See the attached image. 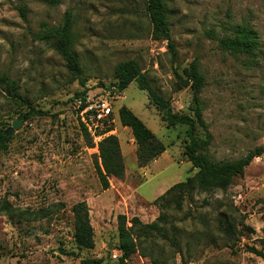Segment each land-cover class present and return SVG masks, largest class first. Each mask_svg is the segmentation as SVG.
Masks as SVG:
<instances>
[{
  "label": "rangeland",
  "instance_id": "obj_1",
  "mask_svg": "<svg viewBox=\"0 0 264 264\" xmlns=\"http://www.w3.org/2000/svg\"><path fill=\"white\" fill-rule=\"evenodd\" d=\"M163 2L173 54L166 41L152 39L146 0H60L53 7L41 0H0V75L15 80L29 103L11 100L0 87V132L21 122L0 150V204L10 206L9 215L0 211V264H79L82 258L117 264L116 216L154 221L161 212L152 202L196 172L183 154L186 126H167L147 93L132 82L113 104L111 135L119 140L124 175L101 189L94 169L97 149L86 147L76 117L75 94L83 87L55 51V40L42 37L66 16L86 88L112 84L116 64L135 60L173 113L192 116L191 88L176 76L185 78L182 70L195 63L211 137L207 150L198 153L218 162L264 147V0ZM239 26L257 35L252 54L219 47ZM122 106L165 146L144 167L137 164L130 130L119 122ZM195 136L204 139L205 132L197 127ZM80 201L93 228L89 250H78L72 238L71 207ZM162 214L167 220L159 224V234L134 232L138 251L126 264H264L250 251L264 254V154L226 189L193 193L179 210L170 207Z\"/></svg>",
  "mask_w": 264,
  "mask_h": 264
},
{
  "label": "trees",
  "instance_id": "obj_2",
  "mask_svg": "<svg viewBox=\"0 0 264 264\" xmlns=\"http://www.w3.org/2000/svg\"><path fill=\"white\" fill-rule=\"evenodd\" d=\"M49 6H57L60 0H41ZM146 10L152 26L151 37L153 40L166 41L167 49L174 53L173 43L170 38V28L168 22L167 7L163 0H146ZM44 39H54V49L64 62L66 69L79 79L82 90L75 94V98L82 96L86 92L84 80L81 78V68L77 57L71 48V21L65 17L63 24L58 28L45 29ZM257 35L249 27L239 26L233 38H222L219 47L229 53L252 54L257 48ZM185 78L177 75L176 78L182 83L181 86H189L192 91V102L190 111L192 116L179 115L173 113L170 104L163 99L150 85L147 77L141 71L137 61L127 60L116 64L113 72V83L119 91H124L132 82H135L141 91H145L149 103L162 112V120L167 126L185 125L187 140L184 145L183 154L196 172L187 177L184 181L178 182L168 188L162 195L157 197L152 204L160 210V214L150 223L143 224L137 217L128 219L125 215L116 216L117 223V250L120 255L117 264H126L130 257L138 251L137 237H146L150 234H159L163 228L159 224L166 223V216L162 213L170 207L179 210L184 201L191 199L193 193H204L213 189L224 190L231 185L233 179L242 176L244 169L250 162L264 154V147H256L236 160L218 161L210 160L206 155L199 154L205 151L210 145L211 137L207 132V126L202 117V106L200 102V92L203 87V78L197 71L195 63H191L182 70ZM100 86H104L99 84ZM0 87L7 96L17 102L21 101L29 104L18 94V86L15 80L10 79L5 74L0 75ZM31 113L39 114L38 110L29 107ZM26 114L21 119H26ZM118 118L122 127L128 128L136 145V158L139 167H144L154 161L164 151L165 146L156 139L155 135L145 126V124L128 108L122 106L118 110ZM81 127V126H80ZM199 127L205 132V138L195 136L196 128ZM5 131L0 132V150L4 148L9 140L5 136ZM82 136L87 148L97 149V157L94 162L95 174L102 190L109 188V179H121L124 175V163L121 155L119 140L114 135L104 136L97 144L81 127ZM0 211L9 215L10 206L6 201L0 204ZM73 218V242L78 250L92 249L93 228L90 224L88 208L85 201L75 203L71 207ZM129 224V225H128ZM226 236L230 235L228 226L222 227ZM250 251L264 258V254L254 248ZM100 260L82 258L79 264H98Z\"/></svg>",
  "mask_w": 264,
  "mask_h": 264
},
{
  "label": "built area",
  "instance_id": "obj_3",
  "mask_svg": "<svg viewBox=\"0 0 264 264\" xmlns=\"http://www.w3.org/2000/svg\"><path fill=\"white\" fill-rule=\"evenodd\" d=\"M115 84L87 87L86 92L76 98V117L93 142L97 144L104 136L115 134L114 102L121 97Z\"/></svg>",
  "mask_w": 264,
  "mask_h": 264
},
{
  "label": "water",
  "instance_id": "obj_4",
  "mask_svg": "<svg viewBox=\"0 0 264 264\" xmlns=\"http://www.w3.org/2000/svg\"><path fill=\"white\" fill-rule=\"evenodd\" d=\"M20 126H21V122L19 120H14L11 123V126L6 129L5 136L6 137L10 136L14 132V130L18 129Z\"/></svg>",
  "mask_w": 264,
  "mask_h": 264
},
{
  "label": "crops",
  "instance_id": "obj_5",
  "mask_svg": "<svg viewBox=\"0 0 264 264\" xmlns=\"http://www.w3.org/2000/svg\"><path fill=\"white\" fill-rule=\"evenodd\" d=\"M162 195V194H161ZM142 209H143V212H146V208H144V207H141ZM122 215H124V214H122ZM142 218V217H141Z\"/></svg>",
  "mask_w": 264,
  "mask_h": 264
}]
</instances>
